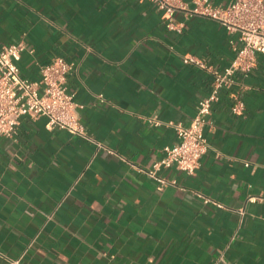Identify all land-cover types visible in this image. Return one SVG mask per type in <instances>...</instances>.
Instances as JSON below:
<instances>
[{
    "label": "crops",
    "instance_id": "1",
    "mask_svg": "<svg viewBox=\"0 0 264 264\" xmlns=\"http://www.w3.org/2000/svg\"><path fill=\"white\" fill-rule=\"evenodd\" d=\"M175 19L181 30L154 0H0V46L25 43L31 80L57 56L75 62L78 115L105 145L44 115L0 137V264H264V53L213 103L196 173L161 168L176 183L159 188L148 172L179 142L168 122L189 124L212 88L184 56L222 70L236 54L239 34L219 20Z\"/></svg>",
    "mask_w": 264,
    "mask_h": 264
},
{
    "label": "built area",
    "instance_id": "2",
    "mask_svg": "<svg viewBox=\"0 0 264 264\" xmlns=\"http://www.w3.org/2000/svg\"><path fill=\"white\" fill-rule=\"evenodd\" d=\"M154 1L163 10V19L171 29L181 30L183 23L176 22L175 14L184 11L188 16L199 14L217 19L229 32L239 34L238 40L234 42L235 57L222 70L195 55L184 56L186 63L211 70L214 79L211 91L200 99L196 115L189 124L168 122L176 127L179 142L165 146L164 155L148 171L162 188L176 181L159 177L157 172L161 168L175 166L189 174L196 173L201 157L210 146L205 128L210 123L213 103L219 100L223 88L237 83L239 73L246 75L256 66L258 53H264V0H234L226 6H213L209 0H195L193 7L184 0ZM24 49L23 41L0 46V137L13 138L23 116L37 118L44 115L48 117L49 128H65L72 134L90 139L97 144V151L105 148L102 141L88 133L78 115L75 93L68 86L69 75L76 67L75 62L57 56L42 65L39 80H31L22 76L17 64ZM243 109L244 104L238 99L233 111L242 113ZM150 121L154 126L162 124L155 117H151ZM12 264H20L19 259Z\"/></svg>",
    "mask_w": 264,
    "mask_h": 264
}]
</instances>
